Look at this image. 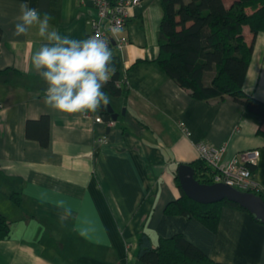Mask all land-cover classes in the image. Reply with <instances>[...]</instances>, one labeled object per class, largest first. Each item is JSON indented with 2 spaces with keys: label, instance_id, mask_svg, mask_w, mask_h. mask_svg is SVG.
I'll use <instances>...</instances> for the list:
<instances>
[{
  "label": "crops",
  "instance_id": "obj_1",
  "mask_svg": "<svg viewBox=\"0 0 264 264\" xmlns=\"http://www.w3.org/2000/svg\"><path fill=\"white\" fill-rule=\"evenodd\" d=\"M20 3L48 14L52 28L74 39L89 37L95 12L94 0H0V70L17 71L0 82V212L12 224L0 242V264H143L144 231L154 246L181 233L216 262L264 264V224L249 212L225 206L214 232L194 217L165 211L182 193L178 166L199 160L201 142L226 145L225 161L258 149L256 180L264 190V137L232 97L196 99L159 66L160 0L133 7L129 45L111 49L120 84L128 88L125 96L108 95L117 120L105 119L101 108L67 114L45 105L47 85L31 66L44 41L35 28L13 35ZM244 34L250 42L248 26ZM213 76L208 72L205 83ZM243 88L264 101V32L256 37ZM44 115L50 118L47 147L26 135L27 122ZM66 209L71 215L61 221Z\"/></svg>",
  "mask_w": 264,
  "mask_h": 264
},
{
  "label": "trees",
  "instance_id": "obj_2",
  "mask_svg": "<svg viewBox=\"0 0 264 264\" xmlns=\"http://www.w3.org/2000/svg\"><path fill=\"white\" fill-rule=\"evenodd\" d=\"M160 5L163 17L156 59L159 66L181 87L190 90L196 99L208 101L232 97L245 112L256 118L258 134L264 137V101L246 93L243 88L256 37L264 32V0H235L230 6L224 0H160ZM246 26L252 34L250 42L245 38ZM11 72L17 73L11 68L0 70V82H8L7 75ZM208 72H214L209 85L205 83ZM102 90L114 96H125L128 92V88L120 84L118 73ZM103 115L110 120L108 112ZM49 128L50 118L44 115L27 122L26 135L47 147L50 142ZM193 167L201 183L211 184L212 169L204 161L199 159ZM250 168L256 177L257 165H250ZM175 179L182 193L178 199L167 204L165 211L169 215L194 217L216 232L225 206L248 212L229 200L199 203L182 190L177 173ZM254 193L264 199L262 188ZM17 195L14 193L10 197L20 203ZM11 225L0 212V242L10 237ZM138 260L143 264H226L212 260L181 233L161 237L154 246L146 231L140 235Z\"/></svg>",
  "mask_w": 264,
  "mask_h": 264
},
{
  "label": "clouds",
  "instance_id": "obj_3",
  "mask_svg": "<svg viewBox=\"0 0 264 264\" xmlns=\"http://www.w3.org/2000/svg\"><path fill=\"white\" fill-rule=\"evenodd\" d=\"M50 19L48 14L20 3L13 28L16 37L27 36L35 28L44 41L31 56L32 68L47 85L44 103L61 113H95L109 104L102 89L116 73L109 42L100 35L86 39L62 36L50 26ZM70 215L66 209L61 221Z\"/></svg>",
  "mask_w": 264,
  "mask_h": 264
},
{
  "label": "built area",
  "instance_id": "obj_4",
  "mask_svg": "<svg viewBox=\"0 0 264 264\" xmlns=\"http://www.w3.org/2000/svg\"><path fill=\"white\" fill-rule=\"evenodd\" d=\"M94 1L95 12L89 19L91 28L89 36L100 35L108 40L111 49L116 47L118 51L123 52L130 42L128 35L125 34L130 10L144 0ZM101 141H106V139L103 138ZM197 147L199 159L212 169L211 184L224 183L253 193L261 189L250 168V165L258 164L260 157L258 149L241 151L230 160L225 161L226 145L216 148L201 142Z\"/></svg>",
  "mask_w": 264,
  "mask_h": 264
},
{
  "label": "water",
  "instance_id": "obj_5",
  "mask_svg": "<svg viewBox=\"0 0 264 264\" xmlns=\"http://www.w3.org/2000/svg\"><path fill=\"white\" fill-rule=\"evenodd\" d=\"M102 112L111 114L117 120L118 114L114 112L112 105L101 107ZM125 111V110H124ZM180 186L191 199L211 204L229 200L246 209L256 220L264 223V199L248 191H242L224 183H201L196 177L195 168L191 164H180L177 169Z\"/></svg>",
  "mask_w": 264,
  "mask_h": 264
}]
</instances>
